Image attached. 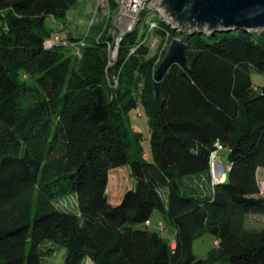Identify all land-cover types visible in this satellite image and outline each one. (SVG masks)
Listing matches in <instances>:
<instances>
[{
    "label": "trees",
    "instance_id": "16d2710c",
    "mask_svg": "<svg viewBox=\"0 0 264 264\" xmlns=\"http://www.w3.org/2000/svg\"><path fill=\"white\" fill-rule=\"evenodd\" d=\"M76 2L0 0V264H45L46 244L66 249L64 264H264V227L247 226L264 216V87L251 80L252 70L264 75V32L179 34L153 13L158 50L150 53L143 25L121 37L109 65L101 24L44 46L56 32L47 19L62 22ZM174 38L187 65L167 69L156 97ZM66 41L84 42L79 56ZM136 106L151 162L127 126ZM217 145L229 170L212 185ZM126 167L132 184L113 203ZM70 195L76 211L61 206ZM154 212L172 227L174 248L148 229ZM206 234L216 246L196 259L193 243Z\"/></svg>",
    "mask_w": 264,
    "mask_h": 264
},
{
    "label": "rangeland",
    "instance_id": "374dc122",
    "mask_svg": "<svg viewBox=\"0 0 264 264\" xmlns=\"http://www.w3.org/2000/svg\"><path fill=\"white\" fill-rule=\"evenodd\" d=\"M156 0H114L111 5L109 0H77L76 4L67 12L65 20L62 22H54L52 19H47L46 26L49 30L56 31V34L63 40L68 37L85 39L89 34L91 26L101 24L103 28H106L108 35L111 38L110 46L107 45V53L111 58H114L117 52L118 44L127 32L138 28L142 29L143 25L151 23L153 13L155 17L159 19H165L163 12L155 11ZM147 15L140 24V18L143 15ZM166 20V19H165ZM62 24V25H61ZM87 42L90 40L87 39ZM83 42V41H82ZM84 43V42H83ZM80 42H64L62 45L65 48H70L74 53L80 51ZM146 44L148 45L151 54H154L159 46L162 44L159 37L153 32L149 35ZM251 80L254 86L264 87V75L252 70ZM111 82V81H110ZM112 83V89L116 90L117 84L114 86ZM127 126L132 133H137L141 136L140 145L143 149V157L147 162H151V152L148 139V125L147 118L140 106L132 108L127 115ZM228 150L224 149L219 152L218 159L221 166L226 171L229 168ZM123 169V168H122ZM117 170V190L115 193L108 194V198L116 203L118 198L124 193L126 187L132 184L131 178L127 179V167L126 170ZM122 171L121 175L120 172ZM227 173V172H226ZM258 184L260 186V194L264 196V168H260L258 171ZM119 175V176H118ZM125 177H122V176ZM111 193V192H110ZM75 195H70L68 198L61 202L63 208L75 209ZM158 223L160 225H158ZM247 226L253 228L264 227V216L255 215L250 216L247 219ZM137 228H144V226H136ZM150 231L161 233L162 236L173 242L172 227L162 219L158 212H154L150 219V225L148 226ZM214 238L209 234L202 236L194 241L192 246V253L196 259H204L208 252L215 247ZM45 248L52 251V255L47 256L44 259L45 264H64L66 249L63 246H56L54 244H46ZM82 264H91L89 260L85 259Z\"/></svg>",
    "mask_w": 264,
    "mask_h": 264
},
{
    "label": "water",
    "instance_id": "95a60500",
    "mask_svg": "<svg viewBox=\"0 0 264 264\" xmlns=\"http://www.w3.org/2000/svg\"><path fill=\"white\" fill-rule=\"evenodd\" d=\"M155 7L157 14L163 12L164 20L179 34L211 35L235 30L264 32V0H156ZM185 47L181 38L170 42L156 71V97L160 82L171 65L186 68ZM223 171L225 173L226 169Z\"/></svg>",
    "mask_w": 264,
    "mask_h": 264
},
{
    "label": "built area",
    "instance_id": "2783aa9c",
    "mask_svg": "<svg viewBox=\"0 0 264 264\" xmlns=\"http://www.w3.org/2000/svg\"><path fill=\"white\" fill-rule=\"evenodd\" d=\"M155 26H156L155 23L153 21H151V23L149 24V28H148V37H147V39L149 38V35L152 33V30L155 28ZM60 42H61V38L56 34V32H53L51 34V36L44 42V46L49 49V48L58 46L60 44ZM62 43H64V42H62ZM79 45H80V47L83 46V42L81 41ZM167 45H168L167 44V40H164V43L162 45V50L164 48H166ZM108 46H110V43L108 44ZM79 52L80 51H78L76 53L78 56L80 54ZM159 54H160V52H159ZM109 57H110V61H109L108 64L111 65L112 62H113V60L115 59L116 55L114 56V58H111V56L109 54ZM107 80L110 83V86L111 87H112V83H114V86H115L117 84V82H118V78L115 77V76L113 78H110V79L108 78ZM222 149H223V147L221 145H217L216 150L214 152H212L211 153V156H210V159H211L210 160V172H211V176H212V180H211V184L212 185H214V184H216V183L219 182V178L215 176V174L217 173V171H221V172L223 171V167L219 166L217 164V162H216V158L218 156V153ZM147 225L149 226L150 223L147 222ZM170 245H171L172 248H174L175 247L174 241L172 243H170Z\"/></svg>",
    "mask_w": 264,
    "mask_h": 264
},
{
    "label": "crops",
    "instance_id": "0c3cea01",
    "mask_svg": "<svg viewBox=\"0 0 264 264\" xmlns=\"http://www.w3.org/2000/svg\"><path fill=\"white\" fill-rule=\"evenodd\" d=\"M218 157V156H217ZM216 162H217V164L219 165V166H221L220 165V163H219V161H218V159L216 160ZM221 167H223V166H221ZM224 168V167H223ZM260 169V168H259ZM258 169V170H259ZM257 170V171H258ZM227 172V171H226ZM226 172L224 173V171H217V173L215 174V176L216 177H218L219 178V182H222V181H224L225 180V178H226ZM257 179H258V173H257ZM215 243V242H214ZM88 260V259H87ZM90 261V260H89ZM90 263L92 264V262L90 261Z\"/></svg>",
    "mask_w": 264,
    "mask_h": 264
}]
</instances>
